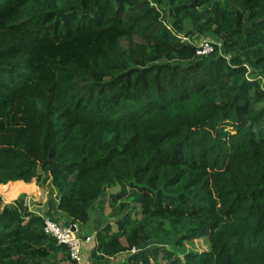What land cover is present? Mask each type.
<instances>
[{"label": "trees", "instance_id": "1", "mask_svg": "<svg viewBox=\"0 0 264 264\" xmlns=\"http://www.w3.org/2000/svg\"><path fill=\"white\" fill-rule=\"evenodd\" d=\"M18 181L81 226L120 186L95 261L264 264V0H0V186ZM25 196L0 194V264H75Z\"/></svg>", "mask_w": 264, "mask_h": 264}, {"label": "crops", "instance_id": "2", "mask_svg": "<svg viewBox=\"0 0 264 264\" xmlns=\"http://www.w3.org/2000/svg\"><path fill=\"white\" fill-rule=\"evenodd\" d=\"M20 182H22V181H18V182H15V183L18 184ZM34 184H35V186H34ZM25 185L26 186L23 188V184H18V186L23 188V189L21 191H18L16 195L12 196L13 197L12 199L5 200V202H7V203L8 202H12L13 200L18 198L19 196L26 195L25 196V203L29 206L31 211H34L36 214H38V215H40L42 217L52 216L56 220H58L61 223H63L64 225L73 224V223L70 222V219H68L64 214L59 212L58 209H57L58 197H57L56 189H54V188L42 189L41 186L36 184V182H33L32 184H26L25 183ZM27 187H29V188H27ZM104 223H106V222H103V224ZM73 225H75V224H73ZM84 225H82V226L81 225H77V227H78V230H79L78 231L79 234L80 233L83 234L84 232H86L88 234H91V235H86V237H88V236L90 237V240L89 241H84V244H83V249L85 248V246L86 247H90L91 246V248H87V250H88L87 256H88V255H90V253L92 254V250H93V247L95 245L96 230L98 228L94 229L92 231V233H89L88 230L86 229V224H84ZM102 225H100V226H102ZM83 235H85V234H83ZM87 256H86V254H85V256H83V261L85 260L84 264L88 263L87 259H86ZM128 256H129V253H123V254H118L116 257H119V258L122 257L123 258L122 262H123V261L126 260V258ZM114 258L115 257H113L112 259H114ZM95 262L101 263L103 261H95L93 259V263L94 264H95Z\"/></svg>", "mask_w": 264, "mask_h": 264}, {"label": "built area", "instance_id": "3", "mask_svg": "<svg viewBox=\"0 0 264 264\" xmlns=\"http://www.w3.org/2000/svg\"><path fill=\"white\" fill-rule=\"evenodd\" d=\"M152 4L155 5V3L153 2ZM200 39L196 41L198 55H208L216 49L217 44L219 46L221 45L219 42L211 38L202 37ZM249 69V71H251L250 67ZM256 77L260 78L259 75H249V79H254ZM43 219L45 232L54 237L58 241V243L67 245L69 249L70 259L73 260L75 264H83V244L84 241H89L90 237L88 236L83 239L78 233L79 230L76 224V230H73V224L64 225L52 216H45L43 217ZM136 250V248H133L131 252L134 253Z\"/></svg>", "mask_w": 264, "mask_h": 264}, {"label": "rangeland", "instance_id": "4", "mask_svg": "<svg viewBox=\"0 0 264 264\" xmlns=\"http://www.w3.org/2000/svg\"><path fill=\"white\" fill-rule=\"evenodd\" d=\"M206 38H208V37H206ZM200 39V38H199ZM199 39H197L196 41H198ZM201 40V39H200ZM6 186V185H5ZM7 186H9L8 188L10 189L9 191H7L6 189H4L3 188V186H1L0 187V194L3 196V198H4V200H10V199H12L13 197L12 196H14V195H16L17 194V192L18 191H21L26 185H25V183L23 184V188H21V187H12V186H10V185H7ZM34 186H35V184H34ZM27 188H29V187H27ZM42 189H47V188H44V187H41ZM119 190H120V186H116V187H111V188H108V191H107V196H108V200L107 201H105L104 202V208L105 209H100V207L98 206V204H96L91 210H90V212H91V220L88 222V224H86V229L88 230V232L89 233H92V231L94 230V229H97V228H99V226L100 225H102L103 224V222H107V221H113V226H114V228H116V224L114 223V220L115 219H113V218H111L110 217V215H111V212H112V207L110 206V199H111V194H113V193H118L119 192ZM105 210H106V212H105ZM60 222V221H59ZM61 223V222H60ZM63 224V223H62ZM85 226V225H84ZM83 234H85V235H83ZM80 233V236L84 239V238H86V235H91V234H88V233H86V232H84V233ZM197 243L200 245V244H202L203 246H206V242H205V240L204 239H202V241H196L195 242V246L196 247H198L197 246ZM87 248H91V246L90 247H86L85 246V248L82 250V254H83V256H85V254H86V256H87V254H88V250H87ZM60 256V255H59ZM86 259H87V264H92L93 263V258H92V254L90 253V255H88L87 257H86ZM122 260H123V258L122 257H116L115 256V258L114 259H109V260H97V261H103V262H101V263H99V262H95V264H119V263H121L122 262ZM85 263V260L83 261V264ZM94 264V263H93Z\"/></svg>", "mask_w": 264, "mask_h": 264}, {"label": "bare ground", "instance_id": "5", "mask_svg": "<svg viewBox=\"0 0 264 264\" xmlns=\"http://www.w3.org/2000/svg\"><path fill=\"white\" fill-rule=\"evenodd\" d=\"M1 187V186H0ZM4 189H6L7 191H9L10 189L8 187H3Z\"/></svg>", "mask_w": 264, "mask_h": 264}, {"label": "water", "instance_id": "6", "mask_svg": "<svg viewBox=\"0 0 264 264\" xmlns=\"http://www.w3.org/2000/svg\"><path fill=\"white\" fill-rule=\"evenodd\" d=\"M72 229H73V230H76V226H75V225H73V226H72Z\"/></svg>", "mask_w": 264, "mask_h": 264}]
</instances>
